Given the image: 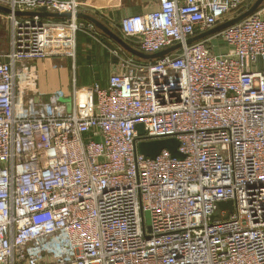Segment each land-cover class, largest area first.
<instances>
[{"label": "built area", "instance_id": "2783aa9c", "mask_svg": "<svg viewBox=\"0 0 264 264\" xmlns=\"http://www.w3.org/2000/svg\"><path fill=\"white\" fill-rule=\"evenodd\" d=\"M155 1L120 18L121 36L144 53L181 48L152 61L113 50L105 86L43 100L37 62L74 55L80 4L0 0V264H264V17L186 44L243 0ZM41 7L72 16L14 14ZM166 138L181 158L137 150Z\"/></svg>", "mask_w": 264, "mask_h": 264}, {"label": "crops", "instance_id": "0c3cea01", "mask_svg": "<svg viewBox=\"0 0 264 264\" xmlns=\"http://www.w3.org/2000/svg\"><path fill=\"white\" fill-rule=\"evenodd\" d=\"M251 1L253 0H243V5ZM155 2V0H102L99 7L94 8L95 12H91L100 17V20L112 30L117 26V33H120L118 24L122 16L147 12L155 7ZM259 10L264 17V4ZM60 20L62 19H49ZM79 20L77 22L81 28L75 33L74 55H50L37 62L38 86L43 95L61 93L66 98L73 94L75 87H85L95 82L105 86L109 76L119 70V59L112 51L119 50L123 56H130L114 41L100 35L94 26L89 25L91 23Z\"/></svg>", "mask_w": 264, "mask_h": 264}, {"label": "water", "instance_id": "95a60500", "mask_svg": "<svg viewBox=\"0 0 264 264\" xmlns=\"http://www.w3.org/2000/svg\"><path fill=\"white\" fill-rule=\"evenodd\" d=\"M263 4H264V0H253L251 4L246 7L245 10L241 11L240 13H238L233 17L222 20L217 25L208 29L207 31L189 37L185 43L190 44L204 37L218 33L224 28L233 25L237 22H240L242 19L246 18L256 10H258ZM0 12L7 14L10 12V9L7 8L6 6L0 5ZM14 14L16 16H39L41 18H50V19H69L72 16L70 13L67 12L65 13L50 12L47 11L44 7H41L36 11H15ZM74 17L77 19L79 18L88 21L97 29H99L104 35H106L110 40L114 41V43H116V45H118L126 53L143 61H152L155 59L162 58L163 56L178 50L182 46L181 43H176L154 53H144L139 49L135 48L134 46L130 45L123 37L118 35L115 31H113L104 22H102L95 16L79 11L74 15ZM137 130L139 134L143 133L142 124L137 125ZM178 145H179V141L175 138L156 139L149 141L141 140L137 142V150L139 153L145 156L155 157L160 152L161 149L165 148L169 150L172 156L181 158L183 155L178 151ZM223 208H227L228 211L231 212L232 211L231 202L224 201L217 203V210L213 214L211 219L215 220L219 218H226L227 214L223 217L219 215V211Z\"/></svg>", "mask_w": 264, "mask_h": 264}, {"label": "rangeland", "instance_id": "374dc122", "mask_svg": "<svg viewBox=\"0 0 264 264\" xmlns=\"http://www.w3.org/2000/svg\"><path fill=\"white\" fill-rule=\"evenodd\" d=\"M77 1L80 4V11L81 12L91 14L100 20V17H98L95 13H92L91 11L95 12L94 8H98L100 5V2L102 0H77ZM251 2L250 3L247 2V3H245V5L241 6L239 9L231 11L224 18H230V17L237 15L241 11L245 10L246 7L251 4ZM78 21H80V20L78 19ZM89 25L93 27V25H91V24H89ZM8 29H9V21L6 17V13L0 12V46L6 45L7 38L9 36V30ZM94 29H96V31L100 35H103L107 38V36L104 35L99 29H97L96 27ZM113 30L116 31V33H117L118 32L117 26L114 27ZM227 48H228L227 45H225L223 42L217 41L214 43V52H216V53L224 52V51H226ZM71 90H72V87H71ZM47 98L48 97L46 95L43 96V100H47ZM84 138L87 139L88 137L85 135Z\"/></svg>", "mask_w": 264, "mask_h": 264}, {"label": "trees", "instance_id": "16d2710c", "mask_svg": "<svg viewBox=\"0 0 264 264\" xmlns=\"http://www.w3.org/2000/svg\"><path fill=\"white\" fill-rule=\"evenodd\" d=\"M118 35H120L121 36V33H117ZM122 37V36H121ZM130 45H132V46H134L135 47V45L130 41V40H126Z\"/></svg>", "mask_w": 264, "mask_h": 264}]
</instances>
